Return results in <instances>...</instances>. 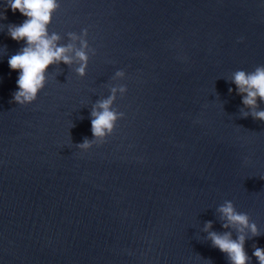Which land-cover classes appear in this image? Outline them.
I'll return each mask as SVG.
<instances>
[{
  "label": "water",
  "instance_id": "95a60500",
  "mask_svg": "<svg viewBox=\"0 0 264 264\" xmlns=\"http://www.w3.org/2000/svg\"><path fill=\"white\" fill-rule=\"evenodd\" d=\"M58 3L49 33L67 44L87 29L95 55L83 78L77 65L49 66L20 106L8 59L25 45L7 26L25 17L0 0V264H228L204 231H226L225 201L256 225L244 249L258 264L264 122L240 117L231 77L264 65V0ZM118 70L125 78L113 80ZM117 85L123 118L82 152L92 107Z\"/></svg>",
  "mask_w": 264,
  "mask_h": 264
},
{
  "label": "clouds",
  "instance_id": "9594fccd",
  "mask_svg": "<svg viewBox=\"0 0 264 264\" xmlns=\"http://www.w3.org/2000/svg\"><path fill=\"white\" fill-rule=\"evenodd\" d=\"M7 7L13 13L19 12L24 21L19 25H8L7 34L16 42L24 41L16 54L8 59L9 68L18 71V91L12 95V102L25 106L33 103L39 92L43 90L47 81V69L49 66H58L62 63L68 67H75V74L83 78L86 74L90 55L95 51L88 46L86 37L87 29L81 30L77 35L74 32L67 33V44L60 43L61 36L48 31L53 14L59 9L58 0H5ZM0 19H6L0 16ZM242 42V41H238ZM78 45V46H77ZM125 72L118 70L112 77L113 80H122ZM231 83L236 87L237 95L241 96V118H251L264 122V110H260L257 101L264 103V65L255 67L251 72L237 70L232 73ZM110 95L101 99L92 107L90 113L91 133L93 139L84 138L82 143L76 146L82 151H88L93 145L102 144L106 137L113 133L116 122L123 118V113L112 107L117 94L123 96L126 87L117 85L110 88ZM229 93L232 89L229 88ZM247 110V111H243ZM264 180V178H261ZM222 220V228L226 229L222 234L209 231L211 222L204 225V231L208 233L207 239L213 248L226 255L228 264H251L244 244L246 240L245 230L250 237L259 236L258 229L246 213L238 212L231 201H225L217 208ZM232 229L236 232V239L232 238ZM253 257L258 264H264V248L253 245Z\"/></svg>",
  "mask_w": 264,
  "mask_h": 264
}]
</instances>
